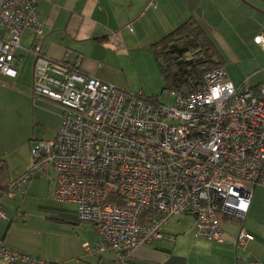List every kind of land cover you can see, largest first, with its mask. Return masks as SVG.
I'll return each instance as SVG.
<instances>
[{"label": "built area", "instance_id": "1", "mask_svg": "<svg viewBox=\"0 0 264 264\" xmlns=\"http://www.w3.org/2000/svg\"><path fill=\"white\" fill-rule=\"evenodd\" d=\"M45 26L38 0H0V74L18 75L20 37L32 30L31 94L62 109L54 137L36 140L30 168L0 190V219L4 197L24 195L34 175L53 173V199L75 203L78 218L96 228L97 242L84 243V251L114 252L103 264H124L162 240L164 224L180 215L193 217L196 237L222 242L220 216L243 220L253 186L264 185V82L235 85L225 66L215 65L201 88L169 91L173 102L165 105L158 95L126 91L50 58L40 49ZM253 41L264 53V26ZM145 209L156 214L142 224ZM251 239L240 227L235 247ZM0 258L44 264L3 244Z\"/></svg>", "mask_w": 264, "mask_h": 264}, {"label": "crops", "instance_id": "2", "mask_svg": "<svg viewBox=\"0 0 264 264\" xmlns=\"http://www.w3.org/2000/svg\"><path fill=\"white\" fill-rule=\"evenodd\" d=\"M38 11L46 23L40 39V49L44 54L54 60H63L84 74L119 88L123 85L118 76L121 61L129 59L132 51H138L145 60L148 58L154 67L156 62L151 44L191 17L198 22L213 43L223 61L228 78L235 85L244 80L249 87L264 82V53L253 41L254 36L264 26V0H38ZM5 33L4 30L0 32L1 35ZM33 41H36L35 33L25 29L20 37V48L17 50V55L22 60L18 75L11 78L0 74V89L17 91L31 101V107L32 102L35 106L48 102L31 94L34 57L26 50ZM252 51L261 53L262 58L255 70L258 73L246 75L243 65L240 64L246 59L244 52L250 56L249 52ZM17 78L23 81L26 91L24 88H9L10 82ZM138 91L144 94L143 90ZM146 91L149 92L147 89ZM31 109L33 119L38 120L37 110L35 112L33 107ZM0 148L8 147L0 144ZM2 152L0 151V154ZM28 182L23 185L25 194L27 188L33 187V183ZM260 190L264 191V188ZM24 195L19 194L21 198ZM14 197L1 202L6 219H0V244L51 264H102L113 257L114 252L111 250L99 253L84 251L83 244L96 243L98 234L93 223L94 227L90 229L92 236L87 234L89 228L78 218L75 203L55 200L61 203L63 210L60 212V218L54 219L60 228L49 236L39 237V231L47 228L46 221L32 220L25 211V201L15 203ZM239 229H223V240L220 243L200 238V244H193L188 249L173 245L174 243L169 244V233L164 232L162 240L137 249L124 264L264 262V227L258 223L245 226L253 239L243 248L235 247L234 243ZM173 237L176 242V235ZM0 264L22 263H10L0 258Z\"/></svg>", "mask_w": 264, "mask_h": 264}, {"label": "rangeland", "instance_id": "3", "mask_svg": "<svg viewBox=\"0 0 264 264\" xmlns=\"http://www.w3.org/2000/svg\"><path fill=\"white\" fill-rule=\"evenodd\" d=\"M2 29L3 28L0 27V32L4 30ZM244 54L246 59H244L243 63L240 65H243L245 74L258 73L255 70L257 63H260L262 58L261 53L252 51L249 52L250 56H248L246 52H244ZM141 55L142 53L138 51H132L130 53L131 57L129 59H124L119 64L120 72L118 76L119 79L123 81L121 87L124 90L133 88V90H126L131 92L143 90L146 96L158 95L160 102L165 105H171L173 96L170 95L167 89H163L164 86L157 63L156 65L154 64V68L153 65L149 63V59L146 58L145 60ZM154 62H156L155 59ZM3 80L5 81L6 78H3ZM10 83L11 85L9 88H24L26 91V86H24L21 79L17 78ZM146 89L149 92H147ZM0 95V144H5L8 147L0 148V151H3L0 154V158L5 160L8 178L13 180L23 171L30 168L32 164L30 148L35 141L50 139L56 134L62 109L57 104L50 101L47 102V100L46 102L48 104H36L37 107L32 102V107L35 109V112L37 110L39 114L37 117L38 120H36L33 119L31 101L29 102L27 98L25 99L21 94L17 93V91L4 88L0 89ZM25 164L28 166L26 167ZM29 182L33 183V187L30 189L27 188L26 194L22 198L19 196V193H17L18 195L14 197V202L19 203L21 200H24L26 205L25 211L31 216L32 220H36L37 222L45 220L47 228L39 231L40 234L38 236H49L52 232L59 230L60 227L54 222V219L60 218V212L63 211L60 207L61 203L56 202L52 196L54 174L51 173L48 176L36 174ZM262 188H264V185H257L255 188L252 194L249 211L244 219L240 220L234 218V221L222 219L221 223L223 229L242 227L246 231L245 226L250 223H258L264 227V191L260 190ZM8 199V197H4V201H2L5 202L8 201ZM22 209L24 208L22 207ZM82 223L89 228L87 234L92 236L90 229L94 227L93 224L86 221H82ZM193 223L194 220L191 215H180L169 220L163 226V231L169 233L167 239L169 241L168 243L181 245L183 249H188L193 244H200L202 239L196 237L192 232ZM247 233L249 234V232ZM173 235H176L177 243L172 241L174 238ZM94 244L95 242L90 243L91 246ZM114 258L115 254L108 261L103 263H110Z\"/></svg>", "mask_w": 264, "mask_h": 264}, {"label": "trees", "instance_id": "4", "mask_svg": "<svg viewBox=\"0 0 264 264\" xmlns=\"http://www.w3.org/2000/svg\"><path fill=\"white\" fill-rule=\"evenodd\" d=\"M151 51L162 78L163 89L182 94L201 88L203 74L215 65H224L213 43L193 17L152 43ZM11 181L5 160L0 158V190H7ZM117 203L120 201L117 200ZM155 214L154 210L145 209L140 222L147 223ZM220 219L234 220L224 216H220Z\"/></svg>", "mask_w": 264, "mask_h": 264}, {"label": "water", "instance_id": "5", "mask_svg": "<svg viewBox=\"0 0 264 264\" xmlns=\"http://www.w3.org/2000/svg\"><path fill=\"white\" fill-rule=\"evenodd\" d=\"M255 187H256V186L254 185L253 188L255 189Z\"/></svg>", "mask_w": 264, "mask_h": 264}]
</instances>
